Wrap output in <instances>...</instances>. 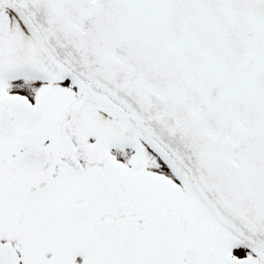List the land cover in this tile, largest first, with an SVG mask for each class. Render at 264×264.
<instances>
[{"label":"snow or ice","instance_id":"obj_1","mask_svg":"<svg viewBox=\"0 0 264 264\" xmlns=\"http://www.w3.org/2000/svg\"><path fill=\"white\" fill-rule=\"evenodd\" d=\"M0 264H264V0H0Z\"/></svg>","mask_w":264,"mask_h":264}]
</instances>
